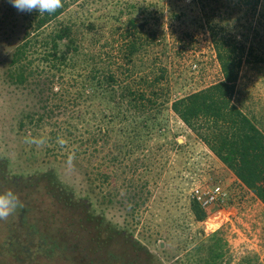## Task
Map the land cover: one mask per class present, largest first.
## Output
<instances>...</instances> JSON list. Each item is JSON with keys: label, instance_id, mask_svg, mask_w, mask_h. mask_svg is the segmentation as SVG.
Masks as SVG:
<instances>
[{"label": "rangeland", "instance_id": "rangeland-1", "mask_svg": "<svg viewBox=\"0 0 264 264\" xmlns=\"http://www.w3.org/2000/svg\"><path fill=\"white\" fill-rule=\"evenodd\" d=\"M85 1L92 3L88 9H84ZM69 2L70 6L46 30L61 22L76 21L81 26L82 21L76 20L78 15H91L99 34L94 39L80 38L78 44L99 61L110 60L117 69L125 63L133 70V62L127 61L126 45L135 36L126 33L122 22L131 16H137L138 23L145 22L140 30L144 45L134 63L139 68L137 75L145 74L150 79L163 75L152 87L161 94V100L148 114L150 124L160 122L162 126L154 127L149 135L141 132L135 136L133 126L147 115L133 108L124 126L118 119L111 124L109 139L98 131L100 116L91 124L86 119L76 120L78 128H72L71 133L64 125L65 130L53 141L19 131L22 113L34 110L37 101L26 87L10 83L5 71L25 34L30 12H21L9 0H0V153L9 159L10 175L22 182L14 190L31 209L30 218H42L68 245L62 255L51 259L37 255L25 264H156L157 258L164 264H197V243L215 231L227 247L222 264H264V203L171 109L175 99L222 80L210 28H224L238 40L244 39L247 48L233 100L264 130V0L259 2L258 11L243 13L242 18L239 6L233 10L234 0ZM252 44L256 53L249 56ZM145 91L151 96L150 89ZM162 99L169 101L159 104ZM60 119L53 121L65 118ZM54 122L47 126V133ZM92 131L96 132L95 138ZM53 169L73 189V205L65 207L44 186L46 173ZM38 179L41 184L32 185ZM198 185L218 187L229 194L226 203L206 209L210 215L204 221H196L190 211L192 189ZM1 189L6 190L3 185ZM83 198L92 201L98 211H105L107 218L130 229L133 238L147 245L153 254L146 255L145 250L132 246L129 233L117 234L104 246L98 245L78 220ZM72 212L75 220L69 223ZM6 235L3 219L0 264H21L3 244ZM204 245L202 252L206 254L209 241L205 240Z\"/></svg>", "mask_w": 264, "mask_h": 264}, {"label": "trees", "instance_id": "trees-1", "mask_svg": "<svg viewBox=\"0 0 264 264\" xmlns=\"http://www.w3.org/2000/svg\"><path fill=\"white\" fill-rule=\"evenodd\" d=\"M234 2L233 10L239 6L237 9L242 18L243 13L248 15L258 11L261 0ZM62 3L63 7L52 14H39L35 11L28 14L25 34L13 50L7 65L5 75L8 81L15 86L26 87L37 101L34 110L22 113L18 130L27 135L29 132L32 136L42 135L45 139L50 137L53 141L65 130L64 125L71 133L72 128H78L76 120L86 119L91 124L100 116L102 124L97 125L98 131L101 136L109 139L113 130L111 124L118 119L124 126L133 108L147 115L141 117L140 121L135 119L137 122L132 128L135 136L141 132L149 135L154 127H161L160 122L150 124L148 114L153 110L151 107L161 100V94L152 90V87L159 83L163 75L155 79L145 74L137 75L136 69L139 68L134 63V57L144 45L140 30L144 29L145 22L138 23L137 16L122 22L121 26L126 25V33L135 36L126 45L127 61L133 62V70L125 67V63L117 69L110 60L99 61L88 49L78 44L80 38L94 39L99 34L91 15H78L80 19L77 17L76 20L82 21L81 26L76 21L61 22L51 26L50 31L46 30V26L70 6L69 0H62ZM91 5V2L85 1L84 9ZM130 7L135 8V5ZM210 29L223 78L204 89L175 99L171 109L264 203V130L233 100L239 70L247 52L245 40H238L236 36L226 33L224 28ZM254 47L253 44L249 47L247 55L253 56L256 53ZM147 89L151 90V96L145 93ZM168 101L162 99L159 104ZM60 117L65 118L64 121H53L58 118L61 120ZM51 122L54 123L47 133V126ZM95 133L91 132L93 138ZM0 158V192L11 190L17 194L15 190L22 182L18 181L19 177L10 175L8 157L1 154ZM46 174L48 176L44 186L48 191L54 192L53 196H57L56 200L62 201L65 207L73 205L76 200L73 189L58 178L54 169ZM38 181L36 184L32 182V185L41 184L40 179ZM2 185L5 191L1 189ZM83 205L78 220L87 229L90 238L97 239L98 245L104 246L106 240L113 239L117 234L129 233L132 246L145 250L146 255L153 254L147 245L133 238V233L128 232L130 229L107 218L105 211H98L92 201L85 199ZM30 211L29 207L24 206L5 219L7 235L3 244L21 264L31 262L37 255L47 259L54 258L56 254L62 255L68 248L66 239L57 238L42 218L31 219ZM190 211L196 221H204L210 215L195 200L190 203ZM15 215L18 221H15ZM69 219V223L75 220L73 212ZM62 231L59 229V232ZM205 240L209 241V245L207 253L203 254ZM197 244L198 252L194 257L197 264H222L227 247L218 231ZM156 261V264H164L159 258Z\"/></svg>", "mask_w": 264, "mask_h": 264}, {"label": "clouds", "instance_id": "clouds-1", "mask_svg": "<svg viewBox=\"0 0 264 264\" xmlns=\"http://www.w3.org/2000/svg\"><path fill=\"white\" fill-rule=\"evenodd\" d=\"M9 3L21 12L35 11L39 14H52L63 7L62 0H9ZM23 207V203L15 192L11 190L0 192V220L7 219Z\"/></svg>", "mask_w": 264, "mask_h": 264}, {"label": "built area", "instance_id": "built-area-1", "mask_svg": "<svg viewBox=\"0 0 264 264\" xmlns=\"http://www.w3.org/2000/svg\"><path fill=\"white\" fill-rule=\"evenodd\" d=\"M192 197L195 201L201 204L205 209L211 208L217 204L226 203L229 199L227 191L220 188L208 189L201 185L195 186L192 189Z\"/></svg>", "mask_w": 264, "mask_h": 264}]
</instances>
